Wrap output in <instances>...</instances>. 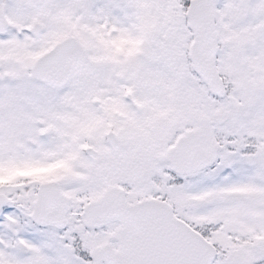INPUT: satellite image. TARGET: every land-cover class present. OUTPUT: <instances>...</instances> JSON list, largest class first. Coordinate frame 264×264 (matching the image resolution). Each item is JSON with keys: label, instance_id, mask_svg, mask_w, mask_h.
I'll list each match as a JSON object with an SVG mask.
<instances>
[{"label": "snow or ice", "instance_id": "6c2138e0", "mask_svg": "<svg viewBox=\"0 0 264 264\" xmlns=\"http://www.w3.org/2000/svg\"><path fill=\"white\" fill-rule=\"evenodd\" d=\"M0 264H264V0H0Z\"/></svg>", "mask_w": 264, "mask_h": 264}]
</instances>
